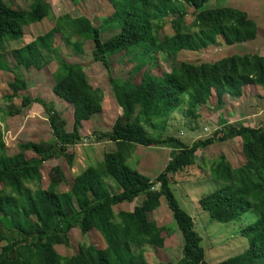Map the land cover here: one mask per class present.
<instances>
[{
	"label": "trees",
	"instance_id": "obj_1",
	"mask_svg": "<svg viewBox=\"0 0 264 264\" xmlns=\"http://www.w3.org/2000/svg\"><path fill=\"white\" fill-rule=\"evenodd\" d=\"M70 1L76 4V0ZM209 1L107 0L113 12L100 27H93L84 16L61 14L48 31L10 49L9 42H19L26 27L49 16L50 5L45 0H30L21 8L12 7L13 0H0V72L10 76L8 91L1 96L5 108L0 109V120L20 115L35 103L44 111L50 130L48 146L29 158L25 152L34 144H18L17 152L8 155L0 133V264H146L141 250L160 249L164 243L162 228L148 220L161 198L181 238V257L175 264H208L192 219L173 197L170 177L193 166L198 150L235 138L240 140L244 163L232 168L222 155L218 156L210 176L220 185L199 198L197 204L210 222L219 224L232 222L248 211L256 214V220L240 230L247 242L245 249L212 264H264V113L254 128L220 121L219 129L210 137L190 145L174 137L148 136L144 128L147 124L158 129L151 119H163L182 104L186 116L197 118L198 108L212 95L214 107L220 109L223 97L238 99L245 86L264 89V57L254 54L227 56L212 63L181 62L168 72L152 71L159 57L197 52L218 41L231 46L255 39L257 27L246 13L230 7L204 9ZM186 16L191 17L188 24ZM104 25L113 33L103 41L100 28ZM166 26L169 34L164 32ZM55 35L74 55H81L83 46L89 44L91 60L107 71V84L121 111L109 131L92 135L97 142L111 143L113 150L102 154L94 167L75 175L66 192L57 190L53 169L49 171L53 179L41 188L42 164L60 157L68 166L72 164L73 156L67 149L81 140L78 131L82 123L102 113L103 96L88 83L79 64L67 63L58 53L53 45ZM122 61L132 66L123 77H113L112 64ZM50 63L55 64L51 92L72 110L69 132L52 103L19 94L26 89L19 68L39 71ZM15 99H19L18 106L13 103ZM158 145L170 146L175 153L153 179L127 166L135 146ZM134 200L138 204L130 212H114L113 207ZM73 228L80 235L96 232L104 247L82 245L76 253L60 256L55 247L69 246L67 234ZM131 244L141 248L137 255Z\"/></svg>",
	"mask_w": 264,
	"mask_h": 264
},
{
	"label": "rangeland",
	"instance_id": "obj_2",
	"mask_svg": "<svg viewBox=\"0 0 264 264\" xmlns=\"http://www.w3.org/2000/svg\"><path fill=\"white\" fill-rule=\"evenodd\" d=\"M29 1L23 0L20 2L13 0L12 7L24 8ZM45 1L50 5L49 16L39 23L26 27L24 29L22 43H28L37 35L48 31L52 27L53 20L61 14H69L71 17L81 15L86 17L93 27H100L102 21L113 12L107 0H76V4H73L70 0ZM249 1L252 2L253 0H211L203 8L230 6L248 11L247 5ZM190 11L188 9V13ZM190 19V16H186L185 23L188 24ZM255 25L257 27L258 23ZM107 30L106 25L100 28V36L103 41L108 39L113 33L107 32ZM164 32L165 34L170 33L168 26L164 28ZM262 37H264V28L259 30L258 40ZM218 43L215 46H209L207 49L197 52L180 51L173 57H159L158 66L154 67L152 71L156 73L161 69L168 72L181 62L191 64L201 62L212 63L220 58L236 53H257L255 50L257 46L253 42L252 44L248 42L241 46L240 44H236L232 47L224 46L219 41ZM259 44L258 46H260ZM53 45L58 47V53L67 63L79 64L83 68L88 83L93 88H98L103 96L101 103L102 113L90 121L82 123L81 129L78 131L81 140L67 149V152L73 156L72 164L68 166L62 157L42 164L40 170L41 188L45 189L51 179L56 177L57 190L59 192H66L75 175L88 167H94L100 162L102 154L113 150L111 143L104 141L97 142L92 135L95 132L109 131L113 121L120 115L121 111L112 98L113 96L107 84L108 73L100 63L91 60V49L88 43L83 46V53L81 55H74L69 47L61 43L57 35L54 37ZM131 66L130 63L126 64L124 61L119 64L113 63L110 73L113 77H123ZM54 69V63H50L39 71L34 69L24 71L19 68V72L23 76L27 86L25 91L19 92V94L27 95L30 99L39 98L45 102L52 103L54 111L59 112L65 120V130L69 132L72 126L71 107L56 98L51 92L53 85L51 74ZM9 79L10 76L8 74L0 72V97L7 93L6 83ZM256 89L257 92L260 90L264 91L261 87H256ZM257 92H254L252 88L250 90L248 88L238 101L230 100L234 103L237 102V107H233L231 104L229 105L226 98H224V105L218 110H215V97L212 95L205 106L198 108L197 118L186 116L185 104H182L163 119H159V117L151 119L150 122L158 129L163 124V120H165L160 131L150 128L147 124L144 125V128L148 136H156L158 134L163 138L174 137L183 144L190 145L196 140H203L210 137L213 131H217L215 126L219 117H227L231 124L235 125L238 124L237 122L242 123V117L252 116L264 111V98H260ZM13 103L15 106H18L19 99H15ZM2 108H5V104L0 98V109ZM141 120L143 119L141 118ZM258 124L253 125V127L258 126ZM0 133L5 151L8 155H13L17 152L18 144L27 142L34 144L35 147L31 151L25 152L26 158L32 157L37 149L47 147L50 141V130L46 122V115L42 108L35 103L28 105L20 115L11 118L4 117L3 121L0 120ZM174 153L175 149L167 145L149 147L135 146L130 157L126 160V164L128 167L134 168L146 177L153 179L163 170ZM221 155L233 168L244 163L240 140L235 138L230 141L213 143L198 150L195 153L196 160L193 166L186 167L181 172L170 177L172 183L170 189L173 197L177 201L180 209L192 219L194 230L201 238L200 246L204 251V259L208 264L240 254L245 249L247 243L240 236V230L256 220V214L248 211L232 222L219 224L210 222L207 214L199 208L197 204L198 199L218 189L220 185L219 182L212 180L210 168L212 162ZM50 169H53V178H51L49 173ZM59 174L61 175V179ZM262 179L264 181V174H262ZM137 203L138 200H134L130 204L117 205L113 207V210H132L133 206ZM159 204L160 206L148 215V220L155 222L157 227L162 228L161 236L164 239L163 247L160 249L145 248L141 250L135 244H131V249L135 255L138 254L139 250L143 251L142 256L146 264H175L181 257V238L162 198ZM67 235L69 246L55 247V251L60 256H70L76 253L78 247L82 245L92 244L99 249L104 247L101 237L94 231L80 235L78 229L73 228Z\"/></svg>",
	"mask_w": 264,
	"mask_h": 264
},
{
	"label": "crops",
	"instance_id": "obj_3",
	"mask_svg": "<svg viewBox=\"0 0 264 264\" xmlns=\"http://www.w3.org/2000/svg\"><path fill=\"white\" fill-rule=\"evenodd\" d=\"M227 6V5H226ZM227 7H230V6H227ZM247 7H248V11L247 10H245V9H237V8H234V9H237V10H240V11H242V12H244V13H246L247 14V16L250 18V20H252V21H256L257 23H258V25H257V34H256V37H255V39L254 40H252V41H248V42H251V44H252V42H253V44H255V46H257L256 47V51H257V53L255 54V52H253V53H250V54H254V55H258V56H262V57H264V37H262V38H260L259 40H258V33H259V30L260 29H262V28H264V26H261V25H264V0H253L252 2L251 1H249L248 2V5H247ZM230 8H233V7H230ZM248 12H250V14H252V15H250V14H248ZM255 22V24H257ZM23 39V38H22ZM22 39L19 41V42H9V44H8V46H9V48L10 49H17V48H19V47H21V46H24L25 44H27V42L26 43H22ZM30 42V41H29ZM220 42V41H219ZM248 42H244V43H241L240 44V46L241 45H244L245 43H248ZM260 43V44H259ZM217 44H219V43H217ZM258 44L260 45V46H258ZM234 45H236V44H234ZM239 45V44H238ZM233 45H231V46H227V47H232ZM207 49V48H206ZM236 49V48H235ZM237 49H239V48H237ZM233 55H239V56H242V55H245V54H238V53H236V54H233ZM230 56H232V55H230ZM22 69V68H21ZM24 70V69H23ZM29 70V69H28ZM24 71H26V70H24ZM27 87V86H26ZM256 87H258V86H253V85H248V86H245V87H243L242 88V94H241V97L240 98H242V96H243V93H244V91H246L248 88H249V90H250V88H252L253 90H254V92H257L256 90ZM259 92H264V91H262V90H260V91H258L257 92V94L259 95V97L260 98H264V93H259ZM55 96V95H54ZM56 97V96H55ZM1 98V97H0ZM57 98V97H56ZM113 98V97H112ZM224 98H226V97H223V99ZM240 98H238V99H235L236 101H238ZM223 99H222V106L224 105L223 103H224V101H223ZM226 101L228 102V104L230 105H232L233 107L235 106V107H237V102H232V101H234V100H232V101H230V99H228V98H226ZM30 105V104H29ZM215 110H218V109H216L215 108ZM264 113V111H261V113H256V114H254V115H252V116H245V117H242V123L241 122H237L238 124H240L242 127H248V128H254L253 127V125H255V124H257V123H261L262 122V116H263V113ZM11 118V117H10ZM227 118V117H226ZM225 117L224 118H221V117H219L218 118V120L216 121V126H215V129H219V127H220V125H221V123H220V121H222V122H224V121H227V123H230L231 124V122L228 120V118L226 119ZM258 124V125H259ZM214 129V130H215ZM233 168V167H232ZM136 170V169H135ZM137 172H139L138 170H137ZM140 173V172H139ZM140 174H142V173H140ZM143 175V174H142ZM145 176V175H144ZM134 202V201H133ZM130 204V203H129ZM138 204V203H137ZM120 205H124V204H120ZM136 205V204H135ZM134 205V206H135ZM133 206V207H134ZM159 206H160V204H159ZM158 206V207H159ZM119 211H125V210H119ZM131 210H127V212H130ZM114 212H118V211H114Z\"/></svg>",
	"mask_w": 264,
	"mask_h": 264
}]
</instances>
